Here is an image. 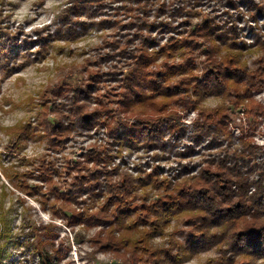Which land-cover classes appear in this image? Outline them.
<instances>
[{
	"label": "rangeland",
	"instance_id": "obj_1",
	"mask_svg": "<svg viewBox=\"0 0 264 264\" xmlns=\"http://www.w3.org/2000/svg\"><path fill=\"white\" fill-rule=\"evenodd\" d=\"M216 65L247 75L213 89L204 77ZM171 66L177 93L145 98L136 75L159 81ZM146 115L159 118V134L133 141L131 126ZM242 147L256 153L242 160ZM236 155L257 179L264 0H0V263L38 264L43 250L58 264H225L219 246L187 245L197 231L188 215L162 221L157 235L140 219L176 194L174 184L223 173L219 162L236 165ZM123 178L135 188L125 208L135 207L120 225L108 198ZM108 235L139 246L107 248Z\"/></svg>",
	"mask_w": 264,
	"mask_h": 264
},
{
	"label": "trees",
	"instance_id": "obj_2",
	"mask_svg": "<svg viewBox=\"0 0 264 264\" xmlns=\"http://www.w3.org/2000/svg\"><path fill=\"white\" fill-rule=\"evenodd\" d=\"M148 41L149 39L146 40V42ZM176 45L177 42L176 44H171L170 48ZM164 49L165 48L162 47L156 52L163 53V51H165ZM168 53L170 52L168 51ZM146 57L152 58L153 56L147 55ZM154 59L156 58H152L151 61ZM172 67L175 68L171 66L166 76L163 75V73L167 72L157 71L156 74L158 75L159 73V76H162L159 81L152 76L154 75L153 72L147 71L144 76L140 78H138V74L136 75L135 81L137 83L139 81H144L147 85L146 87L149 88V92L146 94L145 98L152 100L155 99L157 95L168 94L172 96L177 93L174 87H178L177 85L179 82L174 80L170 81L169 79V76L172 74ZM215 68L216 70H211L209 72L213 73V76L206 73L204 80L211 83L212 86H214L212 88L217 90L221 89L225 91L227 79H235V75H238L236 77L242 79L247 75L243 66L239 65L233 68L225 66L223 69L216 65ZM180 69H182V67ZM181 80L182 82H186L187 78ZM187 98L190 99L189 97ZM139 99L136 98L134 101L132 100L130 104H133V102ZM142 99L143 98H141V100ZM191 101L192 100L189 102ZM134 105L135 104L130 106ZM147 117L148 119L137 118L136 121L138 122L131 126L130 137L133 141L138 140L140 137L146 140H153L151 136L159 134L157 125L158 122L160 123L159 118L146 115V118ZM206 118H208L209 121L208 126L214 123L213 116L208 115ZM148 120L151 121V123L145 124L149 122ZM136 128H138V131L134 130ZM138 132L140 134H138ZM239 152L241 153L240 156L243 155V159L239 155H236L237 157L235 156L234 158L235 162L238 161L237 159L245 160L244 158L248 159L252 157V155L256 153V149L245 148ZM242 152H244V154L246 152L247 154L244 155ZM220 166L226 168L223 173L219 171L209 172L208 170H202L199 176L195 175L190 177L192 180L189 181L188 178H185L179 183L174 184L176 194H171V196L163 200L161 204L150 208V211L147 212V214L151 213L153 216L150 220L141 218L140 221H149L151 225H154L155 227H153V229L156 230L153 233L157 235L164 230L165 225H160L162 221L163 223L168 221L171 216L178 217L188 215L186 220L191 221L193 226L197 229L194 233L192 232V236L186 241L191 249L193 247L192 250H198L199 246L204 248L207 245L214 244L215 246H219V251H222V254L226 255V259L224 258L225 264H264L257 262L252 263L250 260L237 262V258L243 254H248L250 259H264V167L261 166L260 176L257 179H253L240 170L239 163L228 166L225 161H222L218 164L219 168ZM193 184H195V186ZM112 185L113 186L109 187L111 194L108 198L112 201L108 202V205L114 203L117 205L116 208H119L117 211L121 210L115 214V218L117 219L116 222L121 225L126 218L131 217L132 214L130 215L129 212L134 211L135 206L128 208H125V206L131 201L129 196L134 195L135 188L130 178L126 180L123 178L121 182H114ZM143 208L145 209V207L142 206V209ZM77 215H83V212ZM138 221L139 220L136 222L135 220L132 224H136ZM144 239L145 238L142 239L143 242ZM105 241L107 248H113L114 245L117 247L119 244L122 245V243L130 245V238L125 235L122 237L108 235L105 237ZM136 242L135 240V243ZM204 242H206V244H204ZM135 243L130 246H139L135 245ZM143 248L145 249L146 246L144 245ZM38 253V264H58L56 257L52 253H46L43 250H40ZM134 253H132L133 262L141 261V257L138 255L136 256ZM146 263L147 262H143V264ZM167 263L168 259L159 260L155 258L152 260L151 264Z\"/></svg>",
	"mask_w": 264,
	"mask_h": 264
}]
</instances>
